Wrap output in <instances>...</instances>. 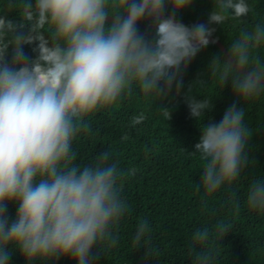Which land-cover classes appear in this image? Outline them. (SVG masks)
Listing matches in <instances>:
<instances>
[{"label":"clouds","instance_id":"9594fccd","mask_svg":"<svg viewBox=\"0 0 264 264\" xmlns=\"http://www.w3.org/2000/svg\"><path fill=\"white\" fill-rule=\"evenodd\" d=\"M191 3L7 0L18 19L0 14V264H10L13 251L26 264H54L61 257L94 264V247L105 255L118 245L129 212L122 173L109 150L90 164L74 163L73 143L88 129L89 117L127 95L166 97L173 86L178 92L183 69L210 43L212 25L243 21L250 11L248 0H212L206 23L186 25L177 14ZM141 21L149 22L150 35L139 30ZM261 44L264 23H257L232 40L227 58L212 62L218 83H230L240 101L264 96V61L253 55ZM25 45H35L34 57ZM185 99L190 115L201 120L210 100ZM157 111L169 118L168 109ZM251 134L243 106H230L218 122L202 125L192 151L203 161L195 184L202 203L246 167ZM245 202L248 210L264 213V178L250 183ZM229 230L226 221L197 227L187 245L191 264H217L212 242ZM131 241L153 254L147 219L136 223Z\"/></svg>","mask_w":264,"mask_h":264},{"label":"trees","instance_id":"16d2710c","mask_svg":"<svg viewBox=\"0 0 264 264\" xmlns=\"http://www.w3.org/2000/svg\"><path fill=\"white\" fill-rule=\"evenodd\" d=\"M249 14L243 21L227 20L223 25H212V37L226 49L244 30H252L264 23V0H248ZM212 0H192L177 14L186 25L207 22ZM169 11H171L169 9ZM0 14L18 19V11L0 0ZM139 30L151 34L148 21H141ZM47 35V34H46ZM35 45H25L24 50L34 57ZM264 61V44L253 52ZM224 58L219 48L209 43L197 52L181 76V87L175 86L166 97L147 99L134 92L108 109L89 117V127L74 140L77 152L74 163L86 165L94 162L101 151L109 150L122 173L119 185L129 204V212L121 221L119 243L107 254H97L94 264H191L187 245L191 233L217 221L230 224L219 241H213L217 264H264V213L248 210L245 194L253 180L264 178V96L252 101H240L230 83L223 87L215 77L218 67L214 59ZM196 99L205 97L210 107L203 118L190 115L187 95ZM244 107L245 122L251 129L246 146L247 165L238 178L227 188H221L202 203V192L195 190L203 161L194 154L202 125L218 122L230 106ZM166 108V118L157 110ZM143 119L133 124L136 117ZM134 169L135 173L131 174ZM15 207L9 205V215ZM151 225V244L154 252L146 256L144 246H136L131 234L140 219ZM10 264H26L24 257L13 251ZM38 264V262H37ZM54 264H75L69 257H61Z\"/></svg>","mask_w":264,"mask_h":264},{"label":"water","instance_id":"95a60500","mask_svg":"<svg viewBox=\"0 0 264 264\" xmlns=\"http://www.w3.org/2000/svg\"><path fill=\"white\" fill-rule=\"evenodd\" d=\"M111 21V18L109 19V22ZM209 40H210V43L216 45L220 52L223 54L224 58H227V52H226V49L225 47L223 46L222 43H220L218 40H216L215 38H213L212 36L209 37ZM214 41V42H213Z\"/></svg>","mask_w":264,"mask_h":264}]
</instances>
